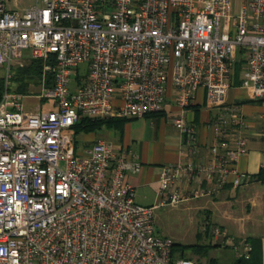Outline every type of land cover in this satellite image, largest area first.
<instances>
[{
  "label": "built area",
  "instance_id": "built-area-1",
  "mask_svg": "<svg viewBox=\"0 0 264 264\" xmlns=\"http://www.w3.org/2000/svg\"><path fill=\"white\" fill-rule=\"evenodd\" d=\"M30 61L51 69L38 95L52 100L47 111L25 109V95L10 89L11 65ZM238 62L240 86L264 99V0L238 10L232 0H0V264H194L156 234L157 206L136 202L125 179L141 169L134 154L107 140L75 149L72 128L159 113L170 89L186 109L203 89L219 110L209 124L219 160L164 166L158 177L159 206L202 196L246 152L241 112L225 107ZM173 124L196 143L193 125ZM193 174L210 189L164 197ZM242 245L248 259L251 245Z\"/></svg>",
  "mask_w": 264,
  "mask_h": 264
},
{
  "label": "crops",
  "instance_id": "crops-1",
  "mask_svg": "<svg viewBox=\"0 0 264 264\" xmlns=\"http://www.w3.org/2000/svg\"><path fill=\"white\" fill-rule=\"evenodd\" d=\"M245 1L232 0L234 9L238 10ZM172 95L170 89L161 112L141 118L115 119L118 121L106 131V137L116 139L111 142L116 151H131L141 165L139 172H128L125 177L135 193L138 192L139 199L147 200L138 202L135 196L136 202L157 206L155 209L163 207L159 206L163 196L158 183L162 167L184 162L207 166L219 160V156L211 153L215 139L209 126L219 110L206 106L203 89L197 91L193 105L186 109L178 107ZM225 103V107L241 112V135L245 139L246 152L236 156L222 187L218 188L214 180L211 192L182 202L201 217L200 228L193 244L173 243L183 247H205L213 253L208 254L209 257H199L186 249L196 264L199 261L208 264L209 260L216 264H236L237 261L239 264H264V99L254 98L248 89L240 86V77H237L228 90ZM180 118L194 126V145L186 142L174 126L173 122ZM231 138L229 145L233 148L234 135ZM235 179H240L236 188L232 184ZM176 187L191 194L196 189L207 191L211 185L202 175H184L169 186L164 197ZM244 241L252 248L248 259L243 257Z\"/></svg>",
  "mask_w": 264,
  "mask_h": 264
},
{
  "label": "rangeland",
  "instance_id": "rangeland-1",
  "mask_svg": "<svg viewBox=\"0 0 264 264\" xmlns=\"http://www.w3.org/2000/svg\"><path fill=\"white\" fill-rule=\"evenodd\" d=\"M31 0H20L22 3H29ZM33 62L28 63L19 62L15 65H11L10 73L12 78L10 79V89L19 88V93L25 95L23 105L24 108L31 111H37L40 108L47 111L49 104L52 100H45L39 98L38 95L41 92L42 86L40 82L45 79L46 88L51 84V69L41 67V73L39 75L28 73L31 69ZM42 64V63H41ZM242 63L238 62L235 65V79L241 77ZM5 74V68H0V91L4 83L3 77ZM49 81V83H48ZM25 87L24 90H20ZM113 123H103L97 125L92 130H83L75 135L74 141L79 148H84L86 145L105 139L109 142H115L116 139L106 137V131L111 127ZM73 135V136H74ZM238 187V186H237ZM236 188V187H235ZM136 200L138 202H145L146 199H139V194L135 193ZM154 223L155 231L158 235H163L169 237L173 242L179 243L181 245H190L195 242V233L200 228L201 217L188 208V204L180 203L174 206L166 205L159 207L154 210ZM207 252V257L213 253ZM209 254V255H208ZM176 257L191 259L193 256L188 252H176ZM194 264L196 262L192 260ZM197 264H202L201 261Z\"/></svg>",
  "mask_w": 264,
  "mask_h": 264
},
{
  "label": "trees",
  "instance_id": "trees-1",
  "mask_svg": "<svg viewBox=\"0 0 264 264\" xmlns=\"http://www.w3.org/2000/svg\"><path fill=\"white\" fill-rule=\"evenodd\" d=\"M33 65L30 66L31 70L28 72L30 74H36V75H39L41 73V67H42V64L41 62L39 61H32ZM235 80V78H234ZM49 83V81H48ZM50 86V84H48ZM48 86V87H49ZM25 87H23L22 89L20 88V90H24ZM17 90V89H16ZM18 91H19V88H18ZM150 116V115H148ZM116 121L118 120H98V119H89V118H82L76 125H74V127L72 128V133L73 135L78 133V132H82L83 130H92L94 129L97 125H100L101 122L103 123H116ZM74 138H75V135H74ZM74 146H75V149H78V146L75 144V141H74ZM86 146H89V145H86ZM202 248V249H201ZM198 247V246H192V247H183L181 245H178V244H174L172 245V255L173 257H176V252L177 251H181V252H185V250H191L193 254L195 255H198L199 257H205L207 255V252H208V248H205V247ZM240 261H237L236 264H239ZM208 264H216L215 262H213V260H209V263Z\"/></svg>",
  "mask_w": 264,
  "mask_h": 264
}]
</instances>
